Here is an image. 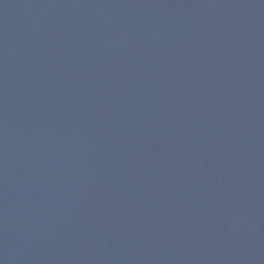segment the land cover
Masks as SVG:
<instances>
[{"label": "water", "instance_id": "obj_1", "mask_svg": "<svg viewBox=\"0 0 264 264\" xmlns=\"http://www.w3.org/2000/svg\"><path fill=\"white\" fill-rule=\"evenodd\" d=\"M0 264H264V0H0Z\"/></svg>", "mask_w": 264, "mask_h": 264}]
</instances>
